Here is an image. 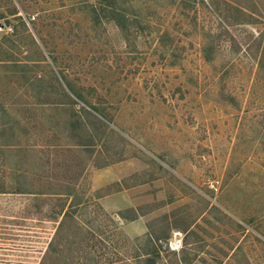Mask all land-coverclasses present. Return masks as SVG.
Returning a JSON list of instances; mask_svg holds the SVG:
<instances>
[{
    "label": "rangeland",
    "instance_id": "obj_1",
    "mask_svg": "<svg viewBox=\"0 0 264 264\" xmlns=\"http://www.w3.org/2000/svg\"><path fill=\"white\" fill-rule=\"evenodd\" d=\"M0 264H264V0H0Z\"/></svg>",
    "mask_w": 264,
    "mask_h": 264
},
{
    "label": "trees",
    "instance_id": "obj_2",
    "mask_svg": "<svg viewBox=\"0 0 264 264\" xmlns=\"http://www.w3.org/2000/svg\"><path fill=\"white\" fill-rule=\"evenodd\" d=\"M65 217H66V216H65ZM67 217H70V216H67ZM55 240H56V239H55V236H54L53 239H52V241L50 242V248H53L54 243H55ZM67 242L70 243V240L68 239ZM67 242H66V243H67Z\"/></svg>",
    "mask_w": 264,
    "mask_h": 264
}]
</instances>
